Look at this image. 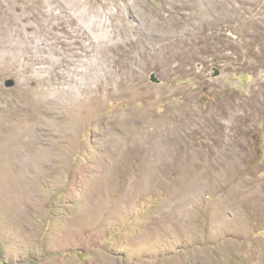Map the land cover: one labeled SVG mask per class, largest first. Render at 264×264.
Instances as JSON below:
<instances>
[{
	"label": "rangeland",
	"instance_id": "obj_1",
	"mask_svg": "<svg viewBox=\"0 0 264 264\" xmlns=\"http://www.w3.org/2000/svg\"><path fill=\"white\" fill-rule=\"evenodd\" d=\"M259 133L264 0H0V264H264Z\"/></svg>",
	"mask_w": 264,
	"mask_h": 264
},
{
	"label": "bare ground",
	"instance_id": "obj_2",
	"mask_svg": "<svg viewBox=\"0 0 264 264\" xmlns=\"http://www.w3.org/2000/svg\"><path fill=\"white\" fill-rule=\"evenodd\" d=\"M69 81V80H68ZM72 82V81H71ZM77 96V95H76ZM75 96V97H76ZM25 100V99H24ZM76 100V99H75ZM69 101V100H68ZM26 102H28V101H26ZM30 102V101H29ZM28 102V103H29ZM76 102V101H75ZM77 102H78V100H77ZM79 103H80V101H79ZM23 104V103H22ZM74 104V103H73ZM17 105V104H16ZM26 105V104H25ZM52 105V104H51ZM75 105V104H74ZM32 106H33V104H32ZM59 106V105H58ZM66 107V106H65ZM21 108V107H20ZM34 108V107H33ZM25 109V108H24ZM16 110H18V109H16ZM32 110V109H31ZM50 110H51V107H50ZM22 111H25V110H22ZM28 111V110H27ZM63 111V110H62ZM26 112V111H25ZM59 112V111H58ZM13 113V112H12ZM64 114V113H63ZM18 115V114H17ZM10 116V115H9ZM57 117H59V116H57ZM8 118V117H7ZM15 118V117H14ZM8 120V119H7ZM12 120V119H11ZM71 120H72V122H73V119L71 118ZM5 121V120H4ZM3 122V121H2ZM12 122V121H11ZM16 122V121H15ZM5 123H7L6 121H5ZM17 124H18V122H17ZM76 125V124H75ZM12 126H13V123H12ZM15 126H16V124H15ZM37 127V126H36ZM75 127V126H74ZM77 127V126H76ZM15 128V127H14ZM158 128V127H157ZM73 129H75V128H73ZM154 130H155V127H154ZM16 132V131H15ZM128 132V131H127ZM154 132V131H153ZM142 133V132H141ZM14 134V133H13ZM151 134V133H150ZM138 135V134H137ZM136 135V136H137ZM129 136H130V134H129ZM126 139V138H125ZM121 140V139H120ZM122 140H123V138H122ZM129 140V139H128ZM127 140V141H128ZM145 141V140H144ZM124 143V142H123ZM141 143H142V141H141ZM140 143V144H141ZM146 143V142H145ZM127 145V144H126ZM118 146H119V144H118ZM135 146V145H134ZM11 148V147H10ZM130 148V147H129ZM135 148V147H134ZM7 149V148H6ZM14 149V148H13ZM135 151V150H134ZM138 151V150H137ZM5 152V151H4ZM10 154V153H9ZM13 154V153H12ZM15 154V153H14ZM128 154H129V152H128ZM1 155V154H0ZM130 156V155H129ZM128 156V157H129ZM10 157V156H9Z\"/></svg>",
	"mask_w": 264,
	"mask_h": 264
},
{
	"label": "water",
	"instance_id": "obj_3",
	"mask_svg": "<svg viewBox=\"0 0 264 264\" xmlns=\"http://www.w3.org/2000/svg\"><path fill=\"white\" fill-rule=\"evenodd\" d=\"M153 82H155V79H153ZM13 84H14V81H12V80H8V81H6V87H11V86H13Z\"/></svg>",
	"mask_w": 264,
	"mask_h": 264
},
{
	"label": "trees",
	"instance_id": "obj_4",
	"mask_svg": "<svg viewBox=\"0 0 264 264\" xmlns=\"http://www.w3.org/2000/svg\"><path fill=\"white\" fill-rule=\"evenodd\" d=\"M260 132H262V130H260ZM259 135H261V133H259ZM258 136V135H255ZM260 138H264V135H261Z\"/></svg>",
	"mask_w": 264,
	"mask_h": 264
}]
</instances>
